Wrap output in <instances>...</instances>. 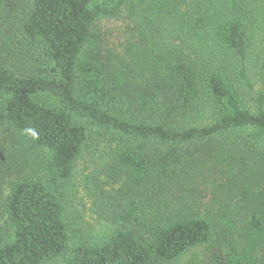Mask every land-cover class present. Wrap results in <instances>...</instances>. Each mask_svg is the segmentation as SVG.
<instances>
[{
    "label": "trees",
    "instance_id": "obj_1",
    "mask_svg": "<svg viewBox=\"0 0 264 264\" xmlns=\"http://www.w3.org/2000/svg\"><path fill=\"white\" fill-rule=\"evenodd\" d=\"M0 264H264V0H0Z\"/></svg>",
    "mask_w": 264,
    "mask_h": 264
},
{
    "label": "rangeland",
    "instance_id": "obj_2",
    "mask_svg": "<svg viewBox=\"0 0 264 264\" xmlns=\"http://www.w3.org/2000/svg\"><path fill=\"white\" fill-rule=\"evenodd\" d=\"M101 26L104 27L106 34L109 35L113 32L114 39L116 40L115 42H118V39L124 34L126 22L121 18H112L103 20ZM90 146V148L86 149L85 154L79 162V167L76 173V187L74 194L70 199L68 215L72 226L76 229L83 230L84 234L92 241H100L104 240L111 234L113 225L110 221L100 217L99 214L93 210L92 199L84 190L83 182L86 174L93 172L96 167L103 165L109 159L112 146L109 142L94 140L90 141ZM101 178L109 181L108 177L102 176ZM119 186L120 183L115 181H111L106 185L107 188H117ZM201 254V249H193L183 261H186L191 257L199 258L201 257Z\"/></svg>",
    "mask_w": 264,
    "mask_h": 264
}]
</instances>
